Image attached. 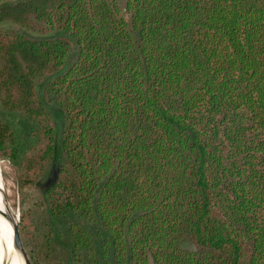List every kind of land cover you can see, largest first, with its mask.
<instances>
[{"label": "trees", "instance_id": "16d2710c", "mask_svg": "<svg viewBox=\"0 0 264 264\" xmlns=\"http://www.w3.org/2000/svg\"><path fill=\"white\" fill-rule=\"evenodd\" d=\"M0 109L68 263L264 264V0H0Z\"/></svg>", "mask_w": 264, "mask_h": 264}, {"label": "rangeland", "instance_id": "374dc122", "mask_svg": "<svg viewBox=\"0 0 264 264\" xmlns=\"http://www.w3.org/2000/svg\"><path fill=\"white\" fill-rule=\"evenodd\" d=\"M50 110L56 118V106L51 105ZM0 118L15 130L18 138L22 137L26 127H31L21 115L7 113L1 109ZM0 176L8 203L13 210L19 211L21 236L30 264H33L35 259L40 264H70L64 238L51 240L47 249L42 237L48 229L45 226L47 216L43 208L37 205L44 197L42 185L46 179L39 181L30 190H21L18 170L5 155L0 156ZM43 252L44 255L41 254Z\"/></svg>", "mask_w": 264, "mask_h": 264}, {"label": "bare ground", "instance_id": "6f19581e", "mask_svg": "<svg viewBox=\"0 0 264 264\" xmlns=\"http://www.w3.org/2000/svg\"><path fill=\"white\" fill-rule=\"evenodd\" d=\"M0 264H26L13 244L11 207L8 203L0 176Z\"/></svg>", "mask_w": 264, "mask_h": 264}, {"label": "water", "instance_id": "95a60500", "mask_svg": "<svg viewBox=\"0 0 264 264\" xmlns=\"http://www.w3.org/2000/svg\"><path fill=\"white\" fill-rule=\"evenodd\" d=\"M57 176H58V167L55 161H53L49 174L42 186L45 187L46 189L52 187L57 180ZM11 220H12L14 247L19 253V255L25 259L26 264H30V259L26 252L21 236L19 211L13 210L12 207H11Z\"/></svg>", "mask_w": 264, "mask_h": 264}]
</instances>
